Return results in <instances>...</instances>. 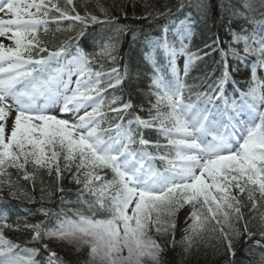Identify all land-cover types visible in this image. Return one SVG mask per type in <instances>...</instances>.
<instances>
[{"label": "snow or ice", "instance_id": "obj_1", "mask_svg": "<svg viewBox=\"0 0 264 264\" xmlns=\"http://www.w3.org/2000/svg\"><path fill=\"white\" fill-rule=\"evenodd\" d=\"M128 6L96 0L100 14L85 6L81 15L74 0H0L9 42L0 39V264H72L45 241L66 244L84 264H162L177 244L185 257L204 248L235 264L242 238L264 264V0H166L139 17L155 26L150 33L121 22ZM95 26L107 35L93 37L89 52L82 45ZM62 33L58 44L49 39ZM213 53L219 65L208 73L201 65ZM145 79L147 102L138 104L133 81ZM57 198L59 210L45 206ZM11 200L21 204L14 222ZM37 215L44 219L29 221Z\"/></svg>", "mask_w": 264, "mask_h": 264}, {"label": "trees", "instance_id": "obj_2", "mask_svg": "<svg viewBox=\"0 0 264 264\" xmlns=\"http://www.w3.org/2000/svg\"><path fill=\"white\" fill-rule=\"evenodd\" d=\"M117 3H121V4H125V5H129L128 7H126L124 9V11L127 12L128 18L124 19L123 16H121V22L125 23V24H129L137 29L142 28L144 30V32L146 33H150L154 30V25L149 24V22L147 20H143V19H139V17H142L146 11L149 10L148 7H162L163 4L166 2V0H135V3H137L138 5H140V9L143 12V14L141 15H137L135 11H133L130 7V4L133 2V0H116ZM171 2H175V0H171ZM215 2V0H214ZM95 3L96 0H74V4L76 6V9L78 12H80L81 15L84 14L85 11V6L87 8L88 11L94 12L95 14L99 15L100 13L98 12V10L95 7ZM101 3H103L105 6H108L110 4L113 3V0H101ZM117 15H119V13H116ZM134 17H136L137 19H134ZM209 27L211 28L210 32H205L204 33V39L206 38L208 42L211 41V38L217 33V28L216 27H212L211 21H209ZM54 31V29H53ZM89 38L86 39L83 42L82 46H86V51L92 52L94 50L93 48V44H94V40L93 37H99L100 34L103 32L105 37L107 35V33L104 31V29H102L100 26H95L94 28H89ZM75 33H71V35H74ZM66 35H68L67 33H62V34H57L55 36V38H53L51 35L49 36V39L52 41L53 44H58L60 43L63 39H65ZM219 35H220V39L221 41H226L229 39V37L227 36V34L224 32V30H219ZM130 35L125 37L124 42L122 44V48H121V56H123L126 59V54L129 51V40H130ZM201 36L198 33L196 40H195V44L197 45V41L201 40L200 39ZM198 46V45H197ZM215 53H213L210 56V59L214 60L215 58ZM105 63V69H107L111 62H104ZM119 67H121V69L123 68V60L120 62V64L118 65ZM193 76L199 75V73L197 72H193L192 73ZM238 76H236L237 79ZM242 78V77H240ZM134 84H138V86L136 87L135 91L140 93V96L137 97L135 94L133 95V100L136 103H141L144 102L146 104V97H145V93L147 91V80H143L142 82H137V81H133ZM128 86L125 85L124 89H123V94H124V98L127 99L128 98ZM120 91L118 90L116 92V95H120ZM112 93L111 91L109 92V96H111ZM146 114V113H145ZM151 137L154 138L155 134L152 133ZM64 188H65V195L67 197L68 200L70 201H75L74 198H76L77 196V186L73 183L69 182V179H65L64 182ZM35 196L37 197V199L40 196V191L39 189H37L35 191ZM8 206L10 208L13 209V215L11 216L9 222H14L16 220V215L15 213L19 212L20 208H21V204L20 202L16 201V200H11L8 203ZM23 208L24 209H35L37 207H39V204L33 203V204H29L27 202L23 203ZM46 207H51L53 208V210H59V199L57 198L55 200L54 203L52 204H46ZM21 215H23V213H20ZM245 214H246V218H247V210H245ZM44 219L43 216L37 215V216H33V217H29V221L30 222H35L37 220H42ZM242 227V224H241ZM253 231H256V228L253 227ZM5 235L10 238L13 239L17 242H22L25 239H28L29 236L28 234H25L23 232H16V231H9V230H5ZM182 234L179 233L178 231H176L175 233V239L176 241H180V239L182 238ZM156 239H158V242L161 243L162 245H166L167 244V240L164 239H160L158 237H156ZM257 239H259V237L257 236ZM46 243H49L48 241H45ZM251 243H244L243 238L241 239L239 245L237 246V253L235 256V264H256L259 255H260V250L256 249L253 250L251 252L248 251V249L251 247ZM32 246V245H30ZM51 249L54 251V247L52 248L51 244H50ZM195 253V249L193 250ZM59 256L63 257L65 260L71 261V257L69 258V255H61L58 254ZM83 255H79L76 256V258L73 261V264H77V260H79L80 264H82L83 262ZM44 258V253L43 251L41 252V255L39 257H37V259L43 260ZM183 261V264H224V259L222 256H212L211 251L209 250L207 253V256H205V250L204 248H201L199 251V255L194 254L191 257H185L183 254V249L182 247L177 244V246L175 248L172 247H166L164 254L162 256V264H181V262Z\"/></svg>", "mask_w": 264, "mask_h": 264}, {"label": "rangeland", "instance_id": "obj_3", "mask_svg": "<svg viewBox=\"0 0 264 264\" xmlns=\"http://www.w3.org/2000/svg\"><path fill=\"white\" fill-rule=\"evenodd\" d=\"M132 4V3H131ZM130 4V7L133 11L136 12L137 15H141L143 14V12L141 11L140 9V5H138L137 3H135V7L133 8ZM0 39H3L4 42L7 44L9 43L6 38H0ZM258 75L264 79V73H258ZM190 210L186 207V209H182L179 213H178V229L177 231L179 233H181L182 235L184 234L183 233V228L185 227V224H184V221H185V218L188 214ZM153 238H156L155 234L153 233ZM52 248L54 247V251L57 252L58 254H61V255H69L68 257L70 258L71 257V262L73 264V261L74 259L76 258V256H79L77 254L74 253V250L72 248H70L69 246H67L66 244H61L59 242H50ZM86 256L83 257V262L82 264H84V261L86 260Z\"/></svg>", "mask_w": 264, "mask_h": 264}, {"label": "bare ground", "instance_id": "obj_4", "mask_svg": "<svg viewBox=\"0 0 264 264\" xmlns=\"http://www.w3.org/2000/svg\"><path fill=\"white\" fill-rule=\"evenodd\" d=\"M201 39V38H200ZM206 39V38H205ZM207 40V39H206ZM197 45L200 46V47H203V44L201 43V40H198L197 41Z\"/></svg>", "mask_w": 264, "mask_h": 264}]
</instances>
